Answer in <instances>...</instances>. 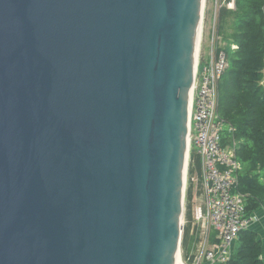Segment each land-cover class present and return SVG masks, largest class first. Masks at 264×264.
Listing matches in <instances>:
<instances>
[{"label": "water", "instance_id": "95a60500", "mask_svg": "<svg viewBox=\"0 0 264 264\" xmlns=\"http://www.w3.org/2000/svg\"><path fill=\"white\" fill-rule=\"evenodd\" d=\"M204 0H0V264H176Z\"/></svg>", "mask_w": 264, "mask_h": 264}, {"label": "built area", "instance_id": "2783aa9c", "mask_svg": "<svg viewBox=\"0 0 264 264\" xmlns=\"http://www.w3.org/2000/svg\"><path fill=\"white\" fill-rule=\"evenodd\" d=\"M228 67L229 59L224 50L217 49L204 63L197 54L190 97L186 171L188 174L192 154L199 155L207 210L196 213L191 221V235L197 225H201L199 240L192 254L183 258L181 252L182 264H230L233 244L242 232L252 229L257 220L255 213L247 215L248 196L239 190L242 165L236 149L222 142L226 121L219 113L218 93ZM190 180L195 179L191 176ZM184 222L186 225L187 220Z\"/></svg>", "mask_w": 264, "mask_h": 264}, {"label": "trees", "instance_id": "16d2710c", "mask_svg": "<svg viewBox=\"0 0 264 264\" xmlns=\"http://www.w3.org/2000/svg\"><path fill=\"white\" fill-rule=\"evenodd\" d=\"M256 1L258 4L264 2ZM239 6L240 12H243L238 26L241 45L234 53L225 48L231 65L226 78L220 84L222 95L219 113L226 120V128L222 133L223 145L227 146L233 136L240 142L237 149L238 160L242 163L239 171V190L248 196L246 212L251 215L264 208V88L260 83L264 71V23L261 19L260 22L256 21L260 16V8H255L249 15L245 7L240 4ZM196 170L201 172V158L193 154L189 175H193ZM199 184L201 185V178ZM190 188L191 186L187 191L184 249H187L190 243L193 220ZM241 239L242 247H238L230 264H264L261 259L262 243L257 234L252 229L246 230L240 234L239 240Z\"/></svg>", "mask_w": 264, "mask_h": 264}, {"label": "rangeland", "instance_id": "374dc122", "mask_svg": "<svg viewBox=\"0 0 264 264\" xmlns=\"http://www.w3.org/2000/svg\"><path fill=\"white\" fill-rule=\"evenodd\" d=\"M239 4L245 7L246 13H248L249 15L253 13L255 8H260V14H259L260 16L256 18V21L260 22L259 19H261L263 20V23H264V2H262L261 4H258L256 0H204V13H202L203 22L200 28V31L202 32L200 36V42L197 43V46L200 44V49L197 50V53L203 63L207 62L208 59L211 57V54L215 53L217 49L224 50L227 56H228L227 51L229 52L230 50L231 52L234 53L240 49L241 44H240V40L238 39V37L240 38V35L238 34V30H239L238 26L241 23L240 16L242 15L243 12L242 11L240 12ZM262 32L264 36V25H263ZM225 48H227V51ZM263 61H264V54H263ZM230 65L231 63L229 60V67L227 68L226 73H224L225 75L221 79L220 84L226 78L227 73L230 69ZM260 83L262 84V87L264 88V71H263V76H262ZM220 84H219V93H218V101H219L218 107H220L221 95H222L220 91ZM230 147L237 149L236 144H232V146ZM188 174L186 175L187 178H186L184 214H183L184 215L183 216L184 217L183 218V231H182L181 248H180L183 254L182 255L183 258L185 255L192 254L195 251L196 246L198 244V240H199V230L201 229V225L198 224L197 228L194 229V232L192 234L189 247L187 249H184L183 248V238H184L183 236H184V230H185L184 221L186 219V209H187V203H188L187 191H188V187L190 186V183L192 182L190 180L191 175H188ZM263 212L264 210L262 211L258 210L257 211V213H259L258 216H257V213H255L257 220L253 223L252 230L257 234L259 241L262 243L261 259H263L264 261V237L261 238L260 236V234L262 233L261 230L264 229V220L262 221ZM259 224L261 225V227L257 230ZM238 243H240L238 247L239 246L242 247V244H243L242 239L239 240Z\"/></svg>", "mask_w": 264, "mask_h": 264}, {"label": "crops", "instance_id": "0c3cea01", "mask_svg": "<svg viewBox=\"0 0 264 264\" xmlns=\"http://www.w3.org/2000/svg\"><path fill=\"white\" fill-rule=\"evenodd\" d=\"M242 141V140H241ZM230 143V144H229ZM228 143V145H232V144H236V147L238 149V144L240 143L238 139H236L234 136L232 139H230V142ZM236 149V152H237ZM241 163V162H240ZM242 165V163H241ZM195 180L192 181L190 183V194H191V200H190V206H191V220L195 217L196 213H204L207 210V206H206V201H207V194L204 191V189L202 188V180H203V175H202V171L199 173L197 170L193 173V175H191ZM201 178V185L199 184V180ZM259 210H264V208H261ZM257 213V212H256ZM259 213H257L258 216ZM262 221L264 220V212L262 214ZM261 224V223H260ZM258 225L257 230L261 227V225ZM253 229V228H252ZM262 233L260 234L261 238L264 237V229L261 230ZM260 231V232H261ZM258 232V231H257ZM192 238V235L190 234V240ZM260 238V237H259ZM238 240L234 243V245L232 246V252H233V256L237 250V247L239 245ZM237 246V247H236ZM189 247V246H188Z\"/></svg>", "mask_w": 264, "mask_h": 264}, {"label": "bare ground", "instance_id": "6f19581e", "mask_svg": "<svg viewBox=\"0 0 264 264\" xmlns=\"http://www.w3.org/2000/svg\"><path fill=\"white\" fill-rule=\"evenodd\" d=\"M203 13H204V7H203ZM202 22H203V20H202ZM202 22H201V25H200V28H201V26H202ZM201 32L202 31H200L199 30V33H198V42H200V36H201ZM197 42V43H198ZM200 49V44L197 46V50H199ZM198 54V53H197ZM191 92H190V97H191ZM191 99V98H190ZM224 119V118H223ZM225 120V119H224ZM226 121V120H225ZM188 132V131H187ZM188 143V142H187ZM186 169H188L187 168V166H186ZM186 175H187V171L185 172V184H186ZM251 230V229H250ZM181 251H180V254L178 253V255H177V259H176V264H182V260H181Z\"/></svg>", "mask_w": 264, "mask_h": 264}]
</instances>
